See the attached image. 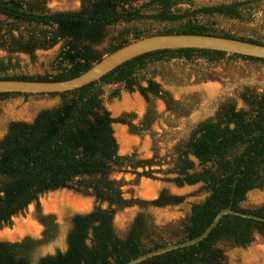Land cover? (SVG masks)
I'll return each instance as SVG.
<instances>
[{
    "label": "trees",
    "instance_id": "trees-1",
    "mask_svg": "<svg viewBox=\"0 0 264 264\" xmlns=\"http://www.w3.org/2000/svg\"><path fill=\"white\" fill-rule=\"evenodd\" d=\"M49 0H0V49L22 53L31 60L35 52L59 44L52 61L54 73L15 74L18 61L0 59V79L64 80L88 69L107 53L151 34L189 33L241 39L264 44V35L232 33L218 26L215 18L251 23L264 0H230L195 5L193 0H79V7L50 10ZM182 5H185L183 7ZM149 21L165 24L157 30L133 29L98 48L108 29L118 23ZM167 24V26H166ZM201 59L216 65L229 60L264 64L263 58L201 48H171L146 52L119 64L74 90L58 93L3 92L12 96H58L55 105L40 109L30 121L10 120L0 137V228L11 226L12 218L34 205L33 217L42 226L39 237L24 235L17 241L0 240V264H123L167 244L198 236L222 208L264 217V204L245 208L246 194L264 186V91L244 87L234 98L222 101L214 115L196 124L189 136L174 146V158L162 180L176 186L201 184L205 197L191 204L182 221L181 233L173 241L155 232L148 217L138 212L123 235L113 224L115 214L137 206L165 207L183 202L184 195L161 189L153 199L124 197L123 178L130 173L155 179L164 163L157 149L148 158L135 152L118 153L113 125L127 126L130 134H151L159 114L156 100L175 117L186 116L192 105L174 99L153 78L141 76L149 65L170 60ZM144 82V84H142ZM118 84L136 91L144 100L141 118L133 112L112 116L102 103L103 86ZM119 90L110 94L118 97ZM65 189L93 198L92 208L70 216L65 248L37 254L59 234L55 215L44 213L39 203L43 193ZM255 235L264 238V222L233 214L223 215L209 234L196 244L152 256L137 264H226L223 246L246 247Z\"/></svg>",
    "mask_w": 264,
    "mask_h": 264
},
{
    "label": "rangeland",
    "instance_id": "rangeland-1",
    "mask_svg": "<svg viewBox=\"0 0 264 264\" xmlns=\"http://www.w3.org/2000/svg\"><path fill=\"white\" fill-rule=\"evenodd\" d=\"M193 1L195 5H210L230 0ZM182 6L185 7V5ZM47 7L52 11L77 9L79 0H49ZM215 20L219 27L232 33L264 35V1L255 14V20L251 23L243 24L222 18H215ZM164 25L149 21L115 24L108 29L106 39L98 48L107 46L111 38L117 36L119 32H124L129 37L133 29L157 30ZM58 49L59 44L48 50H38L35 52L34 60L22 53L9 55L0 49V59L9 57L12 61H18L19 67L12 71L15 74H52L54 73L52 61ZM140 75L153 78L164 89H167L174 99L192 105L193 108L186 116L175 117L164 110L161 100H156L155 105L159 116L152 124L151 134L141 136L130 134L127 126L114 124L113 131L118 143L119 154L135 152L139 158H148L155 147L164 163L159 166L160 173H154L157 176L155 179L141 177L135 183L133 182L134 175L128 172L115 173L113 177L125 180L126 183L121 187L124 197L132 196L149 200L155 198L161 189H166L171 194L184 195L185 198L182 203L172 206L124 208L115 214L113 224L117 233L123 235L133 217L138 212H143L156 233L166 241H173L181 233L180 224L188 215L191 204L201 201L206 195L199 183L176 186L172 182L161 179L163 176H172V174L162 172L169 169L172 164L175 144L185 140L198 122L212 117L218 105L225 99L234 98L237 107H241L242 102L238 94L242 88L249 87L263 92L264 64L227 59L212 65L201 59L194 61L174 59L149 65ZM116 89L119 90V96L110 98L111 92ZM103 90L102 103L112 116H117L122 112H133L134 122L141 118L145 103L136 91L127 92L118 84L105 85ZM58 102V96L49 95L12 96L0 99V137L5 132L8 121H30L40 109L51 107ZM38 200L42 211L54 214L59 224L58 237L53 242L39 248L37 252L39 255L53 253L56 249L63 250L71 214L87 212L94 204L93 198L65 189L43 193ZM261 204H264V186L248 192L241 203L245 208ZM33 211L34 205L30 204L23 213L12 218L11 226L0 228V240L17 241L24 235L39 237L42 228L35 221ZM223 249L226 264H264V238L259 235H255L253 242L244 248L223 246Z\"/></svg>",
    "mask_w": 264,
    "mask_h": 264
},
{
    "label": "water",
    "instance_id": "water-1",
    "mask_svg": "<svg viewBox=\"0 0 264 264\" xmlns=\"http://www.w3.org/2000/svg\"><path fill=\"white\" fill-rule=\"evenodd\" d=\"M171 48H201L218 50L264 59V44L253 43L241 39L189 33L151 34L134 39L121 47L107 53L88 69L69 79L64 80H23L0 79V93H58L82 87L100 78L119 64L140 54ZM226 214H233L264 222V217L234 210L230 207L222 208L214 216L210 224L198 236L181 242L167 244L141 254L123 264H137L147 258L178 248L187 247L203 240L217 225L220 218Z\"/></svg>",
    "mask_w": 264,
    "mask_h": 264
},
{
    "label": "flooded vegetation",
    "instance_id": "flooded-vegetation-1",
    "mask_svg": "<svg viewBox=\"0 0 264 264\" xmlns=\"http://www.w3.org/2000/svg\"><path fill=\"white\" fill-rule=\"evenodd\" d=\"M158 193H159V192H158ZM176 195H178V194H176ZM74 213H78V212H74ZM74 213H73V214H74ZM84 213H85V212H84ZM71 215H72V214H71ZM35 221H36V220H35ZM36 222H37V221H36ZM37 223H38V222H37ZM38 224H39V223H38ZM39 225H40V224H39ZM40 226H41V225H40ZM41 228H42V226H41ZM41 230H42V229H41Z\"/></svg>",
    "mask_w": 264,
    "mask_h": 264
}]
</instances>
